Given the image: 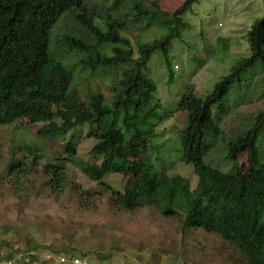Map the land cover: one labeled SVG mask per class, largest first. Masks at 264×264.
Returning <instances> with one entry per match:
<instances>
[{
  "label": "rangeland",
  "instance_id": "rangeland-1",
  "mask_svg": "<svg viewBox=\"0 0 264 264\" xmlns=\"http://www.w3.org/2000/svg\"><path fill=\"white\" fill-rule=\"evenodd\" d=\"M80 1L83 7L79 13L101 31L112 24L117 37L128 43L120 46L129 47L135 57L138 45L158 38L162 31L156 27L141 30L145 20L132 1L153 5L169 16L185 0ZM263 16L261 0H197L182 16L180 39L171 43L172 82H168L162 58L151 56L144 75L155 84L156 101L166 112L147 148L157 171L182 176L191 189L195 187L191 167L175 159L174 137L184 126L178 104L190 93L188 107L197 111L214 97L215 86L230 67L249 59L247 33L253 21ZM74 20V15L66 14L52 24L45 38L44 57L56 59L71 71V86L80 99L85 92L100 93L108 105L110 88L125 79L124 70L90 71L80 66L81 53L65 47L71 36L82 35ZM98 49L111 54L108 46ZM247 70L243 79L223 91L216 111L204 120L214 137L201 161L223 172L231 166L222 159L230 142L235 137L247 138L251 123L264 118V69L257 62ZM49 121L60 124L53 116ZM44 125L23 118L0 126V262L11 255V264H19L20 258L24 264H57L59 256L65 260L85 255L89 264H242L238 251L215 233L183 226L179 212L163 217L152 205L128 212L114 204L106 186L121 191L120 176H105L104 185H100L83 175V165L95 162L88 154L93 141L86 138L85 128L68 131L61 140L59 136H39L37 130ZM68 141L75 147L73 157L56 160ZM256 148L264 163V127ZM18 161L22 166L17 172L14 164ZM234 162L245 172L255 168L248 153L238 154ZM58 163L64 166L60 170L64 182L52 193L44 166Z\"/></svg>",
  "mask_w": 264,
  "mask_h": 264
},
{
  "label": "trees",
  "instance_id": "trees-1",
  "mask_svg": "<svg viewBox=\"0 0 264 264\" xmlns=\"http://www.w3.org/2000/svg\"><path fill=\"white\" fill-rule=\"evenodd\" d=\"M196 2L185 0L167 16L153 5L132 1L141 20H145L141 30L156 27L162 31L158 38L138 45L132 57L129 47L120 46L128 43L117 37L112 24L101 31L79 13L83 7L80 0H0V126L27 118L33 124L46 123L37 130L39 136H59L61 140L68 131L78 132L84 127L86 138L93 141L88 154L95 162L83 165V175L100 185H104L105 176H120L121 191L106 186L114 204L128 212L152 205L163 217L179 212L183 226L215 233L238 251L242 264H264V163L259 161L256 148L264 118L251 123L247 138L235 137L230 142L222 158L230 162L229 170L223 172L201 161L214 137L204 123L205 116L216 111L227 88L246 76L249 65L258 62L264 69V16L254 20L247 33L249 59L230 67L215 86L214 97L205 100L197 111L188 107L190 93L178 104L184 113V126L174 137L175 159L191 167L195 187L191 189L182 176L157 171L147 155L154 128L166 112L156 101V86L144 70L151 56L157 54L163 60L168 82L173 81L171 43L180 39L182 16ZM261 2L264 6V0ZM66 14L74 15L82 31L81 37L71 36L65 43L67 49L81 53L80 66L90 71L108 67L124 70L125 79L110 88L108 105L100 93L85 92L80 99L71 86V71L56 59L44 57L49 28ZM101 45L110 47L111 54L100 53ZM51 116L60 124L49 121ZM70 143L62 146L64 156L61 153L56 160L73 157L75 147ZM242 153L249 154L253 170L245 172L235 167L234 159ZM21 164H14L17 172ZM63 168V163L44 166L52 193L58 192L64 182ZM11 258L7 255L1 261ZM18 263L24 264L23 258Z\"/></svg>",
  "mask_w": 264,
  "mask_h": 264
},
{
  "label": "built area",
  "instance_id": "built-area-1",
  "mask_svg": "<svg viewBox=\"0 0 264 264\" xmlns=\"http://www.w3.org/2000/svg\"><path fill=\"white\" fill-rule=\"evenodd\" d=\"M58 264H89L88 259L85 256L71 257L69 259L59 258ZM0 264H11L10 261H3Z\"/></svg>",
  "mask_w": 264,
  "mask_h": 264
}]
</instances>
